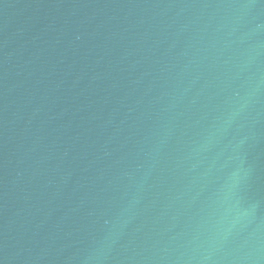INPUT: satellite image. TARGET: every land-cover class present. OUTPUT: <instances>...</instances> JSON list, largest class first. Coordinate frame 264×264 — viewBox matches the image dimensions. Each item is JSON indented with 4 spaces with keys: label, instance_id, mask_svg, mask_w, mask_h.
<instances>
[{
    "label": "water",
    "instance_id": "1",
    "mask_svg": "<svg viewBox=\"0 0 264 264\" xmlns=\"http://www.w3.org/2000/svg\"><path fill=\"white\" fill-rule=\"evenodd\" d=\"M0 264H264V0H0Z\"/></svg>",
    "mask_w": 264,
    "mask_h": 264
}]
</instances>
